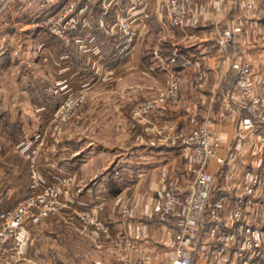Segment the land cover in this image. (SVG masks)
Masks as SVG:
<instances>
[{
	"label": "crops",
	"instance_id": "0c3cea01",
	"mask_svg": "<svg viewBox=\"0 0 264 264\" xmlns=\"http://www.w3.org/2000/svg\"><path fill=\"white\" fill-rule=\"evenodd\" d=\"M127 1L138 10V16L147 22V11L152 10V4L145 7L140 0ZM62 2L63 0H19L0 18V37L11 41L19 37L27 39L22 40L25 47L22 49L20 46L19 51L12 52V42L8 40L6 51L0 52V61L11 56V53L14 54L10 64L0 62V75H7L0 77V213L24 203L45 184L58 182L61 176L72 173L77 182L73 194L75 211L76 207L101 204L102 207L96 211L100 209L113 232L122 233L133 240L130 255L134 261L142 259L143 264H166L173 251L170 244L172 239L174 244V225L159 218L162 193L172 182L183 189V192L188 191L193 178L189 151L178 140L151 138L131 146L90 142L80 152L78 149L66 147L69 139H65L60 142L57 150L53 149L52 153L48 151L43 156L39 178L34 180L29 175L27 165L30 145L40 138L44 130L43 120H40V114H44V106H34L28 92L30 84L35 85L37 80L40 82L30 72L39 63L27 60L31 58V50H37L36 47L30 48V39L41 43L43 47L39 45L38 50L43 48L44 51L60 53L54 41L48 38L49 33L42 21L47 15L57 11ZM120 3L124 4L122 1ZM121 4L119 5L123 7ZM192 5L187 27L180 29L165 24L164 27L168 36L178 39L171 44L175 47L183 46L179 47L184 56L187 55L190 59L189 65L179 69L183 72L181 93L183 97L192 99L193 105H189L184 114L177 113V119L172 118L171 112L166 116L177 124L184 122L183 118L190 119L192 113L202 118L211 115L216 120L217 137L221 143L219 156L225 161L222 163L213 158L209 164L215 177L211 199L217 195H226L228 201H236L243 195L249 179L252 176H261L262 183L257 187L254 203L250 205V218L264 225V122L257 129L243 127L242 117L246 115L243 103L246 97L234 81L236 77L229 78L222 71L225 66L221 67L217 63V56L223 48L216 41L217 34L227 27L230 18L240 23L242 30L229 48L242 52L251 60L257 90L264 95V13L244 9L242 0H226L224 3L218 0H192ZM151 15L153 16L150 19H155L159 27L160 16ZM94 23L93 20V26ZM102 49L108 68L122 64L123 56L118 55V44L114 40L103 45ZM15 53L22 55L25 60L16 62ZM68 53L71 57L70 60L66 59L69 61L66 64L70 65L67 70L70 69L71 73V64H79L80 61L75 56L78 55L75 51ZM158 60L155 58L149 63L154 77L159 75ZM161 60L165 62L164 58ZM172 67L179 66L177 64ZM85 68V65L80 64L77 69L80 76L76 72L72 80L74 86L90 85L89 75L82 74L85 73ZM15 69L20 73L9 76V71ZM201 69L205 71L206 78L198 85L193 77ZM72 74L73 72L71 76ZM84 75L86 77L83 79ZM163 75H167V72H163ZM58 78V83L51 80L48 82L56 90L62 86V76ZM44 81L47 80L44 78ZM91 84L95 85L94 82ZM218 90L221 91L224 102L217 107L209 104L204 108L209 96L212 103ZM41 94L43 97L46 92L42 91ZM169 111L168 109L167 112ZM124 123L126 121L122 125ZM120 199H124V204L117 208ZM124 205L131 207L129 216L123 215ZM225 215L228 221V210ZM32 225L35 230H47L43 222ZM207 226L208 221L205 220L202 223V235L196 241L198 248L196 247L194 255L195 264H208L203 258L208 242ZM43 235L45 234L42 237ZM40 242V246L30 248L35 255L42 258L59 255L58 249L46 246L45 237L40 238Z\"/></svg>",
	"mask_w": 264,
	"mask_h": 264
},
{
	"label": "rangeland",
	"instance_id": "374dc122",
	"mask_svg": "<svg viewBox=\"0 0 264 264\" xmlns=\"http://www.w3.org/2000/svg\"><path fill=\"white\" fill-rule=\"evenodd\" d=\"M79 1L74 14L78 15L81 24L83 23V19L87 18L89 22L88 26L83 27L80 24L76 31L68 32L63 37H55L48 31V26L44 25V28L49 33L48 38L54 41L56 47L60 49V53H52L48 50L44 51L43 48L38 50L41 43L29 38L30 48L34 49L36 47L37 50H31V58L27 60L36 64L39 63L35 66L36 69L30 72L34 73L33 75L37 79H40V82L37 80L35 85L34 83L30 84L28 88L31 90H28V92L32 96V104L34 106H44V114H40V120L42 119L44 123V130L40 138L30 145V155L27 165L29 175H31L32 159H34V167L39 176V167L43 156L48 151L52 153L53 149L57 150L60 142L65 139H69L68 142L66 141V147L72 150L78 149L81 152L92 142L131 146L151 138L167 139L168 141L178 140L181 134L190 132L208 117H211L216 123V120L211 115L202 118L196 114L193 115V113L190 119L183 118L185 121L179 122V125L173 122V119H167L168 117L166 115L170 112L172 118L177 119V113L184 114L183 112L186 108L191 104L193 105L192 99L183 97L181 93L183 72L179 69L180 67L189 65L190 59L187 57L179 59L183 46L179 45L180 48L179 46L175 47L171 44L172 42L176 43L178 39L174 40L168 36V31L164 27V24L166 26L172 25L171 19L168 17L167 8L158 11L156 8L157 1L149 0L148 5L149 3L150 5L146 7H150L152 4V10L147 11L149 19L147 18V22H144L141 16H138V10L131 6L132 3L130 5L127 0ZM121 1L124 4H121ZM245 1L247 0H242L244 9L259 11L260 13L263 12L257 9V7L250 9L245 5ZM63 6L64 3L60 5L57 11ZM164 7L166 6L164 5ZM192 10L193 5L191 6V11L185 17V24H188V16ZM151 14L160 16L161 21L159 25L161 27L157 26L158 23H156L155 19H150L153 16ZM230 19L232 20V18ZM93 20L95 21L94 26L92 24ZM124 23L132 28L134 36L132 37L129 48L121 53V45L128 38V35L122 30ZM237 23L240 25L239 22ZM174 27L180 28L177 26ZM240 27L242 30L241 25ZM226 28H228V25ZM223 31L217 34L216 41ZM22 40L27 39L19 37L13 38L12 41L10 40V43L12 42V52L19 51L21 49L20 46L22 49L25 47V43L23 44ZM110 40H114L118 44V55L123 56L122 64L114 68H108L106 66L107 61L102 49V46L107 45ZM232 43L228 44V47L218 43L223 50L217 56V63H220L221 67L224 65L225 67L222 71L228 74V77L231 79L236 77L234 81L238 84V74L232 67V62L235 58L251 60L242 52L233 51L232 48H229ZM65 50L75 51L78 54L75 56L80 61L78 62L79 64L70 63L73 66L71 69V73L73 72L72 76L69 73L70 69L67 70V67L70 65L66 64V62H69L66 59L70 60L71 55L68 51L65 52ZM15 54L16 62L20 63L25 60L19 53ZM12 55L14 54L11 53V56L3 58L0 62L2 64H10L12 62ZM72 58H74V55H72ZM155 58L159 59L160 70H158L159 75L154 77L149 69V63ZM161 58H164L165 62H162L163 60ZM80 64L86 67V70L84 69L85 73L82 74L89 75L88 79L90 78V80L88 81L90 85L80 84V86H74L75 84L72 83L76 72L80 76L77 70ZM177 64L179 67H172V65ZM94 66L95 68H93ZM167 67H172L180 75L178 83L179 95L175 100L166 96L162 97V93L168 92L171 88L173 81L172 74L167 70ZM199 71L205 73L201 69L197 70L194 74V81L198 85L206 78L205 74L202 80H198L197 74ZM163 72H167V75L164 76ZM19 73L20 71L15 69L9 71L8 75L12 77V74L17 76L16 74ZM2 76L7 77L4 74L0 75V77ZM59 76H62V86L60 85L56 90L48 82L50 80L54 83L57 82ZM84 77L86 76L84 75L83 79ZM44 78L47 81H44ZM93 82L95 84L94 86L91 84ZM39 90H41V93L45 91V96L51 94L53 100L51 99L48 104H45ZM213 98L214 100L211 103L209 96L208 101L204 103L203 107L207 108L209 104L212 107H217L224 102L221 91L219 90ZM157 101L158 105L149 108L147 111L143 109L145 104H156ZM159 105L160 108H158ZM168 109L170 110L169 112H167ZM123 121H126V124L124 123L122 125ZM63 179L64 175L59 178L58 182L49 183L59 184L62 199L72 198L77 182L74 180L75 183L73 182L66 187L62 183ZM36 194L34 192L30 196H35V204L27 205V210L22 217L21 227L24 229L25 236L28 238L27 242H22L18 239L16 231L10 229V232L8 228L7 237H0V264L122 263L118 259V252L114 251V246L108 243L106 235L100 230L88 225L76 213L73 205L59 206L51 213L43 215L40 212L42 201L41 198H37ZM30 197L29 199H31ZM117 204L118 208L124 204V199H120ZM99 210L96 212L97 215L106 220ZM10 222H12V217L2 221L0 220V229ZM41 222H43L47 230L39 231L34 229L32 223L41 224ZM201 233L202 231H200V235H202ZM42 234L45 235L42 237ZM44 237L46 238V246L58 249L60 251L59 255L57 254L56 257L52 256L51 258H42L31 252V246L34 248L40 246V238ZM172 238H174V232ZM195 244L198 248L197 242ZM170 246L173 247V239L171 240ZM129 260L134 261L131 255ZM140 264H143V260Z\"/></svg>",
	"mask_w": 264,
	"mask_h": 264
},
{
	"label": "built area",
	"instance_id": "2783aa9c",
	"mask_svg": "<svg viewBox=\"0 0 264 264\" xmlns=\"http://www.w3.org/2000/svg\"><path fill=\"white\" fill-rule=\"evenodd\" d=\"M17 1L19 0H0V18ZM53 1L57 0H50V2ZM148 1L140 0L145 7L148 6ZM156 1L158 11L167 8L172 25L182 29L187 26L185 17L191 11L192 0ZM218 1L223 3L224 0ZM79 2V0H63L64 6L59 11L47 15L42 21L43 26H48V31L55 37H63L68 32L76 31L81 24L78 15L74 14ZM245 5L250 9L257 7V9L264 12V0H247ZM4 21L6 20L2 22ZM82 22L80 26L89 25L87 18H84ZM122 28L128 38L121 45V53L129 48L134 36V31L130 26L124 23ZM240 30L241 27L237 21L230 19L228 28L224 29L217 42L228 47V44L234 42L236 34ZM8 40L2 36L0 37V52L6 51ZM232 67L237 71L241 93L246 97V101L243 103V109L246 111V115L242 117L243 127L245 129H257L260 123L264 122V96L257 90L253 78L252 63L244 58H235ZM167 70L172 74L173 81L171 88L168 92L162 93V97L166 96L175 100L179 95L180 75L172 67H167ZM204 76L205 73L199 71L197 79L202 80ZM157 103L158 101L156 104H145L143 109L147 111L149 108L158 105ZM158 108H160V105ZM178 141L187 147L189 151L193 181L188 191L183 192V189L172 182L162 193L159 218L174 225L173 251L167 264H195V243L205 220L208 221L206 231L208 242L203 252V258L208 264H264V225H260L250 218V205L254 203L257 187L262 183V177L252 176L245 184L243 195L236 201H228L226 195H217L211 199L215 177L209 169V164L213 158H217L222 163L225 161L223 157L219 156L221 143L217 137L215 121L208 117L190 132L181 134ZM32 160L30 176L31 179L37 180L39 176L34 167V159ZM74 179V175L69 173L64 175L62 183L68 187L74 182ZM35 193H37V198H41L40 212L43 215L51 213L59 206H69L74 203L73 197L69 199L61 198L59 184L47 183ZM30 198L17 207L0 213L1 221L12 217V222L0 229V237H7L9 228V231L10 229L16 231L18 239L27 242L28 238L25 236L21 224L27 205L35 204V196ZM101 207V204L76 207V213L88 225L106 235L108 243L114 246V251L118 252V259L122 262L121 264H140L141 259L137 261L129 260V251L133 246V240L122 233L113 232L110 223L97 215L96 209ZM226 210L229 212L228 221H226ZM122 212L124 216L130 215L131 207L124 205Z\"/></svg>",
	"mask_w": 264,
	"mask_h": 264
},
{
	"label": "trees",
	"instance_id": "16d2710c",
	"mask_svg": "<svg viewBox=\"0 0 264 264\" xmlns=\"http://www.w3.org/2000/svg\"><path fill=\"white\" fill-rule=\"evenodd\" d=\"M180 58L179 59H181V58H186L187 57V55H186V57L184 56V53L182 52V50L180 51V56H179ZM44 95V94H43ZM43 98V101H44V103L45 104H48L49 103V101H51V99H52V96H51V94L50 95H48V96H43L42 97ZM53 100V99H52Z\"/></svg>",
	"mask_w": 264,
	"mask_h": 264
}]
</instances>
